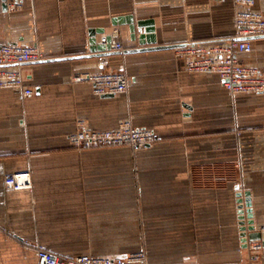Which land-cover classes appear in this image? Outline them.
<instances>
[{"label": "crops", "instance_id": "0c3cea01", "mask_svg": "<svg viewBox=\"0 0 264 264\" xmlns=\"http://www.w3.org/2000/svg\"><path fill=\"white\" fill-rule=\"evenodd\" d=\"M0 0V46H35L44 59L18 70L34 90L0 88V264H37L33 246L117 258L143 250L152 264H244L239 197L250 193L264 246V91L229 93L214 73L191 72L177 49L75 58L89 53L90 29L124 49L138 47L132 15L154 23L157 44L221 43L236 33L232 0ZM264 16V0L252 8ZM238 56L264 75V37ZM123 49V50H124ZM123 72L128 88L96 96L80 74ZM123 121L151 130L153 143L83 149L80 126ZM9 174L31 189L11 190ZM248 226V219H244ZM259 264H264V250Z\"/></svg>", "mask_w": 264, "mask_h": 264}, {"label": "built area", "instance_id": "2783aa9c", "mask_svg": "<svg viewBox=\"0 0 264 264\" xmlns=\"http://www.w3.org/2000/svg\"><path fill=\"white\" fill-rule=\"evenodd\" d=\"M23 1L5 0L6 10L13 12L22 9ZM232 2L239 7L234 17V36L211 47L188 43L185 47L177 48L176 53L187 58L188 71L218 75L223 87L231 94L261 93L264 91V75L257 68L242 64L238 56L252 50L250 40L244 38L264 35V16L252 10L255 0ZM101 42L105 43V38ZM123 49V44L111 37L110 50L119 52ZM41 60H44V56L35 46L1 45L0 88L17 89L24 97L31 98L34 90L26 85V79L18 67ZM74 81L90 83L96 96H117L125 93L128 88V77L123 72L85 73L75 76ZM155 138L153 131L137 128L129 121H123L117 128L107 130L80 126L70 134L69 142L83 149L118 146L142 148L153 143ZM4 184L11 190L32 187L28 174H9L5 177ZM33 248L37 264H152L143 250L112 259L88 254L65 256L49 251L41 245H35ZM246 249L249 258L244 264H259L264 250L262 242L248 241Z\"/></svg>", "mask_w": 264, "mask_h": 264}, {"label": "water", "instance_id": "95a60500", "mask_svg": "<svg viewBox=\"0 0 264 264\" xmlns=\"http://www.w3.org/2000/svg\"><path fill=\"white\" fill-rule=\"evenodd\" d=\"M6 9V6H5ZM113 26L119 25H127L129 30V39L132 42H136L138 47L127 48L122 51L116 52L110 50V42L111 36L107 35L105 37L106 42L102 43L97 41L96 34L102 33V29H90L89 31V53L77 56L75 58H91V57H106L116 54H133V53H141V52H148V51H157V50H169V49H177L182 48L187 45V43H179V44H157V39L155 35V28L154 23L151 20H135L132 15H128L126 17H119L112 20ZM256 37H264V35H258L253 37H248L244 39H252ZM243 39V38H241ZM62 60L61 58H51V59H44L35 63L41 62H55ZM111 96V95H107ZM241 193H238L239 199V225H240V238L241 242L243 243V247L247 246L248 241H258L262 240V232L255 231L253 226V213L251 209V198L250 193H245L244 203L247 208L246 214L243 210V200L241 198ZM245 217L248 219V226L245 225Z\"/></svg>", "mask_w": 264, "mask_h": 264}]
</instances>
